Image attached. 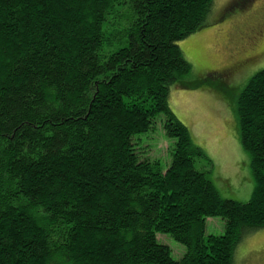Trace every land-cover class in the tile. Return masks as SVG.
I'll use <instances>...</instances> for the list:
<instances>
[{"label": "trees", "instance_id": "1", "mask_svg": "<svg viewBox=\"0 0 264 264\" xmlns=\"http://www.w3.org/2000/svg\"><path fill=\"white\" fill-rule=\"evenodd\" d=\"M211 4L0 0V264H235L264 227V67L234 105L246 201L220 195L169 104L171 87L197 85L177 42ZM158 120L173 139L165 169L135 138ZM210 216L222 233L206 232ZM158 232L185 246L179 258Z\"/></svg>", "mask_w": 264, "mask_h": 264}, {"label": "rangeland", "instance_id": "2", "mask_svg": "<svg viewBox=\"0 0 264 264\" xmlns=\"http://www.w3.org/2000/svg\"><path fill=\"white\" fill-rule=\"evenodd\" d=\"M235 1L239 3L233 5ZM258 20L264 24V0H212L205 25L177 42L191 64L184 80L197 85L171 87L169 96L175 115L212 159L209 176L220 195L239 201L250 197L253 179L249 154L241 146L234 105L247 80L264 67V34L254 35L250 30ZM256 38L253 55L247 50ZM160 123L158 120L154 127L135 138L141 140L137 146L157 157L165 169L173 139L164 133ZM206 232L222 233V218L208 217ZM157 237L170 247L175 259L183 254L185 246L168 233L158 232ZM234 259L235 264H264V227L240 240Z\"/></svg>", "mask_w": 264, "mask_h": 264}, {"label": "flooded vegetation", "instance_id": "3", "mask_svg": "<svg viewBox=\"0 0 264 264\" xmlns=\"http://www.w3.org/2000/svg\"><path fill=\"white\" fill-rule=\"evenodd\" d=\"M261 20H262V19H261ZM250 30H252V32H253L254 35H255V33H257V34L263 36V34H264V24L261 23L260 20H258V21L255 23V25H253V28L250 29ZM251 41H252V40H251ZM256 42H257V38H256L255 40L253 39V41H252L253 46H250V47L248 48V50H247V51H250L253 55L255 54V52H253V50H254V48H256V46H257ZM248 59H250V58H248Z\"/></svg>", "mask_w": 264, "mask_h": 264}]
</instances>
